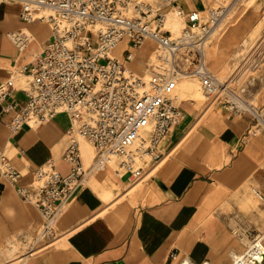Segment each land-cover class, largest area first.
<instances>
[{
	"label": "crops",
	"instance_id": "crops-1",
	"mask_svg": "<svg viewBox=\"0 0 264 264\" xmlns=\"http://www.w3.org/2000/svg\"><path fill=\"white\" fill-rule=\"evenodd\" d=\"M178 1L187 11L204 14L214 2ZM22 4L0 0V83L23 65L33 64L53 36L48 21L22 20ZM19 28L34 35L25 50L9 35ZM147 41L135 50L141 67L132 68L135 57L127 60L139 74L162 66L155 42ZM130 47L127 40L118 48L122 59ZM17 85L7 102L0 101V150L23 172L22 183L32 182L35 169L49 161L68 175L71 165L65 154L72 139L71 115L63 111L38 127L25 125L12 132L7 121L13 111L5 106L23 105L28 99L21 78ZM199 100L181 98L184 117L161 144V159L150 161L141 178L117 163L97 170L60 217L54 242L36 251L28 249L25 256L26 241L40 233L43 216L0 167V264H13L15 254L22 256L20 264H179L183 256L231 264L249 240L238 234L235 224L242 218L257 219L252 188L264 189V130L251 131L255 119L250 112L235 113L223 101L204 108ZM263 106L264 102L255 105ZM81 147L89 166L93 158L87 160L82 141ZM256 230L261 229L251 225L248 235Z\"/></svg>",
	"mask_w": 264,
	"mask_h": 264
},
{
	"label": "built area",
	"instance_id": "built-area-1",
	"mask_svg": "<svg viewBox=\"0 0 264 264\" xmlns=\"http://www.w3.org/2000/svg\"><path fill=\"white\" fill-rule=\"evenodd\" d=\"M22 2V20L48 21L53 36L33 64L23 65L0 83L1 102L13 95L19 78L28 96L23 105L6 104L5 110L13 111L7 124L17 132L25 125L38 127L63 111L74 121L65 154L71 165L68 175L61 174L49 161L35 169L32 182L22 183L23 172L0 150L2 173L17 184L25 200L39 207L43 216L40 233L26 241L32 243L29 250L54 242L60 217L97 170L117 163L139 179L150 161L161 159V144L184 117L180 94L175 91L181 78L197 77L208 99L222 96L228 109L253 115L251 131L264 130V106L255 107L247 101L241 77L233 74L223 79L207 61L206 49L214 26L226 10L224 6L204 14L201 10L187 11L178 0ZM171 11L184 19L182 30L168 27ZM9 35L21 50L34 39L26 28L11 30ZM127 40L131 47L122 59L117 50ZM147 40L155 42L164 65L139 74L127 60L133 59L135 50ZM260 45L264 56V38ZM81 137L96 150L89 166L84 162ZM252 190L264 206V189L254 186ZM249 240L243 252L233 255L231 264H264V229L254 231ZM179 264L214 263L183 256Z\"/></svg>",
	"mask_w": 264,
	"mask_h": 264
},
{
	"label": "rangeland",
	"instance_id": "rangeland-1",
	"mask_svg": "<svg viewBox=\"0 0 264 264\" xmlns=\"http://www.w3.org/2000/svg\"><path fill=\"white\" fill-rule=\"evenodd\" d=\"M222 6L226 10L213 28L206 49L207 61L210 68L223 79L238 74L241 77L240 85L247 88V94L244 97L254 106L261 105L264 102L261 101V98L264 97V56L260 51V43L264 38V0H214L207 14L213 8ZM171 19L180 20L183 22L182 28L185 26L184 19L176 16L174 11L170 12L168 23ZM184 83L188 87H184ZM175 91L180 94V97L185 91L189 97L201 99L199 102L200 105L204 104V108L206 106L208 108L214 103L218 104L220 101L224 102L222 96L208 99L204 94L202 83L193 76L181 78L176 84ZM81 141L87 160L90 162L95 154V148L85 138L81 137ZM252 205L256 208L257 223L242 218L240 224H235L238 234L243 238L246 235L250 237L247 230L251 225H256L258 229L264 228V224H262L264 222V206L257 197L252 200ZM248 241L250 240L246 242L249 243ZM31 246V242L25 244L24 256ZM20 262H22V256L15 254L11 263L20 264Z\"/></svg>",
	"mask_w": 264,
	"mask_h": 264
},
{
	"label": "bare ground",
	"instance_id": "bare-ground-1",
	"mask_svg": "<svg viewBox=\"0 0 264 264\" xmlns=\"http://www.w3.org/2000/svg\"><path fill=\"white\" fill-rule=\"evenodd\" d=\"M182 26H183V22L182 21H180V20H177V19H175V20H173V19H171V20H169V23H168V27H171V28H173L174 30H177V31H179L181 28H182ZM148 42V41H147ZM149 42H150V40H149ZM150 43H152V42H150ZM155 45V44H154ZM142 49V48H141ZM140 49V50H141ZM139 53V52H138ZM143 55V54H142ZM152 55V54H151ZM207 55V54H206ZM209 55H210V51H209ZM147 56V55H146ZM145 56V57H146ZM139 56L138 55H136V57H135V59H133V62H131V66H132V68L133 67H135V68H138V67H141L140 65L142 64V60H141V56L138 58ZM144 57V59H146ZM155 59H156V57H155ZM154 59V60H155ZM132 61V60H131ZM147 61V60H146ZM159 64H160V62H159ZM213 66H215V65H213ZM142 69V68H141ZM144 73V72H143ZM183 86L184 87H186L187 85H186V83H184L183 84ZM188 87V86H187ZM184 94L182 95V97L181 98H191V97H189L188 95H187V93H185V91L183 92ZM185 100V99H184ZM184 100H182V101H184ZM183 104V103H182ZM184 105H186V104H184ZM191 105H192V103H191ZM189 107V106H188ZM248 240V239H247ZM249 242V241H248Z\"/></svg>",
	"mask_w": 264,
	"mask_h": 264
},
{
	"label": "water",
	"instance_id": "water-1",
	"mask_svg": "<svg viewBox=\"0 0 264 264\" xmlns=\"http://www.w3.org/2000/svg\"><path fill=\"white\" fill-rule=\"evenodd\" d=\"M162 184V183H161ZM162 186H164L163 184H162Z\"/></svg>",
	"mask_w": 264,
	"mask_h": 264
}]
</instances>
